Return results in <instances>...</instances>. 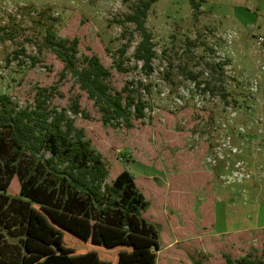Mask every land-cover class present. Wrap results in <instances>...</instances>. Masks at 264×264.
I'll return each mask as SVG.
<instances>
[{
  "label": "rangeland",
  "instance_id": "rangeland-1",
  "mask_svg": "<svg viewBox=\"0 0 264 264\" xmlns=\"http://www.w3.org/2000/svg\"><path fill=\"white\" fill-rule=\"evenodd\" d=\"M194 1L201 4L197 18L192 0L152 5L146 27L157 55L147 76L134 58L141 35L125 21L141 0H0V94L18 108L32 103L37 86H57L52 104L60 108L80 95L88 117L69 108L66 115L104 155L110 168L104 187L127 170L151 200L147 217L159 225L166 255L158 264H226L227 256L249 255L264 260V0ZM49 32L55 39L79 36V55L97 53L117 89L141 81L148 88L145 121L132 129L115 121L103 125L74 78L59 79L63 63L48 45ZM121 60L125 73L117 69ZM208 83L218 89L214 95L200 91ZM0 153L2 163L7 155ZM50 154L44 147L38 157ZM198 172L209 175L207 182L199 183L204 176ZM9 189L18 193L17 175ZM185 211L192 219L185 217L186 231L194 237L175 230ZM171 217L178 221L173 230Z\"/></svg>",
  "mask_w": 264,
  "mask_h": 264
},
{
  "label": "trees",
  "instance_id": "trees-1",
  "mask_svg": "<svg viewBox=\"0 0 264 264\" xmlns=\"http://www.w3.org/2000/svg\"><path fill=\"white\" fill-rule=\"evenodd\" d=\"M158 1L141 0L125 20L135 24L141 35L134 58L141 61L147 76L154 71L157 52L146 21L152 5ZM200 7V3L192 0L196 18ZM47 41L63 63L59 79L69 74L74 78L97 106L103 125L115 121L122 128L132 129L136 121H145L149 105L143 91L148 88L141 81L126 82L124 88L117 89L112 73L97 53L79 55L77 35L55 39L49 32ZM126 49L124 45L121 59ZM32 58V63L38 60ZM123 63L121 60L117 69L125 73ZM215 74L213 69L211 78ZM186 76L201 85L197 75L187 72ZM55 89L57 86L53 84L37 86L32 103L20 108L10 105V95L0 94V152L7 155L0 163V264H158L161 258L166 260L165 251L161 253L158 244L160 227L147 217L151 200L140 192L135 177L127 170L104 187L110 173L104 155L86 138L85 129L66 115L69 108L74 115L82 113L88 117L80 104V95L76 94L67 106L60 108L52 104ZM217 90L208 83L200 91L214 95ZM219 93L228 105L226 92ZM50 112L54 115L49 119ZM2 128L7 130L6 134ZM44 147L51 154L39 158L38 153ZM190 161L188 164L192 165ZM189 169L197 171L194 167ZM198 173L204 179L196 181L207 182L209 175ZM16 175L17 194L9 189ZM185 207L190 209L188 201ZM186 211L181 216L183 226L175 230L178 235L194 237L197 233L186 231L185 217L192 222ZM171 218L173 230L178 221ZM165 244L164 241V249ZM226 261V264H264V260L251 255L240 260L227 256Z\"/></svg>",
  "mask_w": 264,
  "mask_h": 264
}]
</instances>
